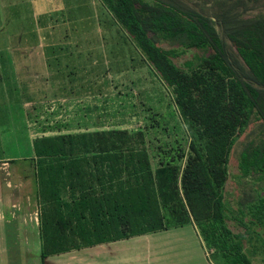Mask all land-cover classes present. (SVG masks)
I'll return each instance as SVG.
<instances>
[{"label":"trees","instance_id":"obj_1","mask_svg":"<svg viewBox=\"0 0 264 264\" xmlns=\"http://www.w3.org/2000/svg\"><path fill=\"white\" fill-rule=\"evenodd\" d=\"M100 2L171 93L186 149L177 141L152 167L139 129L33 137L40 257L192 222L214 263L253 264L242 247L246 225L264 222V194L247 204L250 218L232 216L244 226L233 232L222 188L252 114L263 135L242 148L237 167L264 177V0H214L210 14L182 0ZM192 48L202 52L176 62Z\"/></svg>","mask_w":264,"mask_h":264},{"label":"rangeland","instance_id":"obj_2","mask_svg":"<svg viewBox=\"0 0 264 264\" xmlns=\"http://www.w3.org/2000/svg\"><path fill=\"white\" fill-rule=\"evenodd\" d=\"M2 1L4 0H0V3ZM182 1L205 14L212 13L216 8L214 0ZM1 8L0 6V25L12 27V31L0 37V155H29L31 140L39 135L112 127L142 130L152 167L162 157L163 151H171L177 141L186 149L188 136L173 105L171 93L157 81L156 76L142 62L133 44L109 21L106 13L98 9L92 10L95 15L87 18L89 20L81 19L75 23L71 33L73 36L81 35L82 42L86 41L87 35L89 46L92 45L89 32L97 33L95 35L91 32V35L98 36L103 50L102 57L100 61L95 57L94 62L85 64L77 75L81 79H96V84L103 83L105 79V84L101 85L103 91L80 99L56 97L40 100L43 98L39 92L38 80L40 53L38 32L34 26L38 22H32L34 28L31 32L28 30L31 22H2ZM256 11L257 9H251L245 13L253 14ZM21 27L24 35H16ZM161 44L165 46L167 42ZM29 46H32L34 52L24 54ZM201 52L197 48L186 49L175 60L181 63L183 58ZM29 62L37 67L24 69V64ZM108 62H112L111 65ZM46 90V95L56 92L49 85ZM23 94L33 96L32 101H26ZM259 122L260 119L252 114L249 123L235 138L228 154L227 178L222 188V196L229 209L224 221L233 232L242 233L244 226L238 224L232 216L243 220L250 218L247 204L254 201L257 193L264 194V177L242 175L237 167L242 148L248 143L257 144L263 135V127ZM246 230L249 233L243 241L244 253L253 264H264V222L250 224L249 229L246 225ZM206 248L209 254L213 250L211 247Z\"/></svg>","mask_w":264,"mask_h":264},{"label":"crops","instance_id":"obj_3","mask_svg":"<svg viewBox=\"0 0 264 264\" xmlns=\"http://www.w3.org/2000/svg\"><path fill=\"white\" fill-rule=\"evenodd\" d=\"M0 6L4 8H1L2 22H38L34 26L38 32L40 53L38 80L39 92L43 97L40 100L56 97L80 99L103 91L101 85L105 84V79L103 83L96 84V79H81L77 75L85 64L94 62L95 57L100 61L103 50L98 36H92L93 31H88L92 43L89 46L87 35L86 41L82 42L81 35L71 34L75 23L81 19L89 20L87 18L95 15L92 11L94 9L106 13L112 23L110 13L100 0H4ZM31 24L28 27L30 32L34 28ZM11 31L12 27L0 25V37ZM22 31L21 27L16 35H24ZM119 32L123 34L121 30ZM125 39L129 41L128 38ZM32 52V46L24 50V54ZM31 63H25L23 68L37 67ZM111 63L108 62V65ZM48 85L55 88L56 92L46 95ZM97 85L100 87H96ZM26 101L31 102L32 99ZM0 264L217 263L211 260L192 222L72 248L41 258L38 202L31 151L26 156L0 155Z\"/></svg>","mask_w":264,"mask_h":264}]
</instances>
